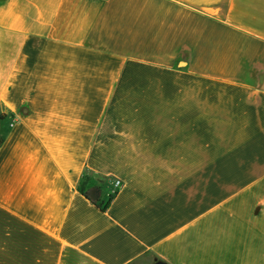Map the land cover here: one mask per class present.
I'll list each match as a JSON object with an SVG mask.
<instances>
[{
	"label": "crops",
	"instance_id": "0c3cea01",
	"mask_svg": "<svg viewBox=\"0 0 264 264\" xmlns=\"http://www.w3.org/2000/svg\"><path fill=\"white\" fill-rule=\"evenodd\" d=\"M3 113L0 264H264V0H0Z\"/></svg>",
	"mask_w": 264,
	"mask_h": 264
},
{
	"label": "rangeland",
	"instance_id": "374dc122",
	"mask_svg": "<svg viewBox=\"0 0 264 264\" xmlns=\"http://www.w3.org/2000/svg\"><path fill=\"white\" fill-rule=\"evenodd\" d=\"M206 32H205V43L203 40V44L207 47L206 49V54L205 56H198V55H191L189 57V61L192 65L196 66L198 63H201L203 65H215L216 63H220L223 61L224 63L227 61H230V48H235V47H247V44L252 43L249 39H242L234 37L231 39V36L228 31L223 30L224 34L226 33V39L224 38L222 42L220 43L219 39L220 38V28L218 25H215L214 23L210 22V20L207 21L206 23ZM195 35V34H194ZM234 35V34H232ZM197 43V40L192 39L191 40V45L194 47V44ZM196 47V46H195ZM215 48H223V49H228L226 55H215L214 54V49ZM211 90H214L213 88Z\"/></svg>",
	"mask_w": 264,
	"mask_h": 264
},
{
	"label": "water",
	"instance_id": "95a60500",
	"mask_svg": "<svg viewBox=\"0 0 264 264\" xmlns=\"http://www.w3.org/2000/svg\"><path fill=\"white\" fill-rule=\"evenodd\" d=\"M181 66L186 65L185 61H181ZM3 118L0 116V142L2 140ZM87 197L94 203L100 202L103 197V188L99 183L92 184L86 189Z\"/></svg>",
	"mask_w": 264,
	"mask_h": 264
},
{
	"label": "trees",
	"instance_id": "16d2710c",
	"mask_svg": "<svg viewBox=\"0 0 264 264\" xmlns=\"http://www.w3.org/2000/svg\"><path fill=\"white\" fill-rule=\"evenodd\" d=\"M0 116L4 119L7 115L5 113H3ZM81 191L86 194V187L84 185L81 187ZM111 199H112V196L105 204H102L104 209L107 208V206L109 205Z\"/></svg>",
	"mask_w": 264,
	"mask_h": 264
},
{
	"label": "built area",
	"instance_id": "2783aa9c",
	"mask_svg": "<svg viewBox=\"0 0 264 264\" xmlns=\"http://www.w3.org/2000/svg\"><path fill=\"white\" fill-rule=\"evenodd\" d=\"M118 183H119V181L116 182V184H118Z\"/></svg>",
	"mask_w": 264,
	"mask_h": 264
}]
</instances>
